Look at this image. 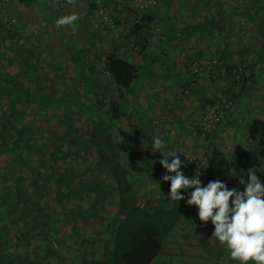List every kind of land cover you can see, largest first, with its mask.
I'll list each match as a JSON object with an SVG mask.
<instances>
[{
	"label": "trees",
	"instance_id": "1",
	"mask_svg": "<svg viewBox=\"0 0 264 264\" xmlns=\"http://www.w3.org/2000/svg\"><path fill=\"white\" fill-rule=\"evenodd\" d=\"M51 1L60 5L71 2L43 0L24 3L29 8L48 11ZM259 1L251 0L247 7L239 6L231 11L234 16H237L238 11L241 12L239 17H243L245 31L248 28L253 32L254 17L264 16V2ZM46 2H49L48 6ZM87 2L90 10L97 11L96 0ZM220 4L221 0L215 10L211 11V16L206 18V24H200L198 29L215 27L220 35L225 31L226 23L232 21H225L228 18ZM248 17L251 20H247ZM10 18L3 25L8 28L0 30V44L10 38V48L16 51L14 58L0 53V264H64L56 244L62 245L63 237L66 236L62 232V222L69 223V220L76 222L71 225V229L76 232L77 239L68 245L78 258L75 264H152L164 249L162 240L165 235L170 233L181 216L185 214L189 218L190 210L187 207L184 209L180 201L175 202L169 198L160 201L155 198V204L148 209L138 204L142 196L133 189V184L137 181L143 183L142 178L147 172H153L162 155L149 140L145 147V159V154L141 155L140 151L133 152L129 145L116 142L114 131L107 132L115 126L114 119L128 114V109L126 112L123 110L134 99L133 86L140 84V65L127 56L109 53L104 59L106 81L98 83L93 77L91 61L79 52H72L71 59L78 68L77 81L83 89V97L78 96L82 102L76 97L70 99L66 93L57 97L61 89L45 85L48 76L45 72L47 67L43 68L45 58L40 60V53L34 51L32 36L37 31L25 32L21 24H16L20 22H12ZM153 18L148 13L142 15L129 32V36L134 37L141 46V55L148 46L146 30ZM257 34L260 39L240 45L237 52L240 64H232L226 51L217 58L218 64L212 71V77L214 75L217 80L225 81L229 90L232 86L238 88L236 93L226 94L233 101V108L227 114L224 112L226 117L221 127L225 126L239 100L244 96L249 97V93L254 90L253 86L264 76L263 23ZM195 52L194 59L197 62L213 60V57L201 51ZM245 54H253L254 59L246 62L242 59ZM6 59L9 65L16 66L12 72L4 64ZM188 63L186 68L190 73L195 62L189 58ZM239 67L242 74L235 81L232 71ZM190 82L185 80L177 83L182 86V95H185L184 90ZM113 90L119 100L111 96ZM206 98L202 95L200 100L199 108L203 111L215 105V98ZM103 110H107L108 115ZM77 115L91 118L90 131L85 141L81 139L83 135L77 128L74 129L73 117ZM102 117L108 118L106 123ZM81 162L85 165L81 166ZM247 171L246 164L240 163L235 168L232 180L225 183L226 186L243 191L239 178L243 176L247 180ZM101 173H108L109 180H112L110 184L104 181V188H99L94 181ZM255 174L264 184V174ZM115 197L116 201L113 200ZM75 198L77 203L72 201ZM53 201L63 205L59 215L51 211ZM70 204L73 208L66 212ZM159 204L161 207L157 206ZM100 212L104 217L103 221L98 222L99 228L94 227L88 237L80 233L77 219L81 218L90 225L97 220ZM110 221L117 228L116 245L112 246L114 249L108 260L97 262L95 258L98 251L93 248L85 250L84 243L95 245V241L109 231ZM202 241L206 244V239ZM211 248V255L214 250L216 253L220 251L216 254L217 261H220L226 252L225 245L216 240Z\"/></svg>",
	"mask_w": 264,
	"mask_h": 264
},
{
	"label": "rangeland",
	"instance_id": "2",
	"mask_svg": "<svg viewBox=\"0 0 264 264\" xmlns=\"http://www.w3.org/2000/svg\"><path fill=\"white\" fill-rule=\"evenodd\" d=\"M162 1L163 0H161L156 7V11L153 10L154 8L151 9L157 16L151 22V24H149V26L147 25L148 28L146 30V35L148 46H146L147 48L144 51L146 54L143 53L142 55L139 53L141 46L136 43L134 37L129 36V32L131 30V27L140 19V17L144 14L147 15L149 11H147L146 13H140L135 9H131L130 7L124 5L122 1L118 0L107 1V7L109 8L108 11L110 17L115 21V27L113 29H107L102 26V21L97 11L89 9V3L87 2V0H71L68 5H60L55 1H51L50 4L49 2H46L45 5L49 4V6L47 5L49 7L48 11H44L42 10V8H29L24 3L25 1L16 5L14 4V6H12L10 10L5 12L4 15L0 17V26H2L0 27V30L8 28L7 26L3 25L7 23L9 17H11L10 19L12 21L14 20L20 22L16 24H21L20 26H23V30L25 32L31 33L37 31L36 35L32 36V40L35 45L34 51L36 53H40V60L43 57L45 58L43 68L47 67V70L45 72L48 73V76L45 80V85L49 88L56 87V89H61L60 92L57 93V97H60L63 93H66L70 99L74 97L79 99L78 96H80L81 98L83 97V89L80 88L77 81L78 68L76 67L75 61H72L70 56L72 52H79L80 54L84 55L87 60L91 61L90 65L92 66L93 77L98 83L100 81H102V83H105L106 81L105 77L107 75L104 73V59L107 54L116 52L117 54L127 56L131 60L138 63V65H140L139 70L141 72L138 81V83L140 84H135L133 86L135 94L133 93L132 95H134V99L130 100L127 104V107L123 110V112H126V110L128 109V114L114 119L113 122L115 126L113 127V129H108L107 132H111V130L112 132L114 131L113 133L116 142L121 143V145L125 146L129 145L133 148V152L140 151L142 155L145 154V146L148 144L149 140L153 143L154 139H159L156 134L158 128L154 125L155 120L162 116H166L170 117L172 120H176L178 123H186L181 119L187 117L188 123H191L189 124L190 129H195L197 125L195 124L196 120L199 121V125L201 127V118L203 114L207 113L208 110L203 111L199 108L200 104L198 99L202 97V95L215 98L216 105L221 101V97H228V95L226 94H230L238 90V88L236 89L235 86H232L233 88L230 87L231 89L229 90V87H227L225 81L217 80L214 75L212 77V72L208 75L196 77L191 76V72L189 73V71L187 70L188 67L186 68V64L188 63L189 58H191V60L193 59L194 62H197L194 59L196 53L195 51L200 50L201 52H204V50L206 51L208 50V48L212 49L211 51H209L210 55H208L210 57H213L212 59H219L221 57V53L227 51L229 58L231 57L229 59L230 62H233L232 64L241 63V61L238 62L239 56L237 55V52L240 50V45L236 41L232 44H226L222 38V34L225 33V31L220 35V32L217 31V28L215 27L202 28V30L198 29L202 24H206V18L211 16V11H214L216 6H218L219 0H174L171 8L165 9L169 11V19H171L176 28L174 35L179 36L180 40L178 41V43H174L175 48L173 49H171L172 47L170 48L166 44H162L163 42H149V39H156L155 41H157L160 37L164 36V34H167V29L166 27H164L166 19L163 20V17H161L159 14L163 10L160 9V6L163 5H161V3H163ZM225 1H227L228 4L230 2H233L234 5L232 8H235L237 6L236 4L238 3V0ZM250 1L251 0H244V2H241L239 0V6L247 7L251 3ZM259 2H264V0H260ZM224 6L226 5L224 4ZM71 14H75L77 16V19L72 24L57 27V18L68 16ZM47 16H49V18ZM254 19V31L250 32L248 28L245 31L244 41H246V43L254 42L258 38L260 39V36L257 37L256 34L261 27V23L264 24V16L261 18L256 16L254 17ZM247 20L251 19L248 17ZM232 23V30L227 29L226 33L230 31L233 32L234 35L241 36L242 31L239 28V25H242L243 23L245 24L243 17H233ZM250 23L253 24L252 22ZM178 28H180L181 30L178 31ZM191 32H193L194 35L188 36ZM193 37H196L198 39V42H194ZM184 40H188L189 42H185ZM10 42V38H7L6 40H4V43L2 45L0 44V53L7 54L9 57L14 58L16 57V51L10 48ZM181 42L182 48L179 47V43ZM31 46L33 49L32 44ZM155 50L156 52H154ZM147 57H149V60L152 58V60L147 62L145 60ZM244 57L245 58L242 59H245L246 62L254 59L253 54H245ZM45 61H47L48 63V65L46 64V66ZM171 63H173V70H166V68L169 67ZM219 63L221 64V60ZM4 64L7 69L11 70V72L16 67L15 64L14 66L11 64L9 65V61H7V59L5 60ZM145 64L147 65L145 66ZM177 64L179 65V67H177ZM155 68H157L158 74L161 73L165 74L166 76V79L163 80L160 77H157V79L160 78L158 80H156L155 78L153 79L159 82L161 86L160 89L168 86L171 92L174 91V93H176V90H180L181 88L180 86L176 85L177 81H179L180 79H183V81H191L190 85L184 90L185 95H182L183 98L181 99V101L173 100L172 98H170L171 92L168 91V88L167 91L160 90L157 93L158 98L155 97V93L145 92V71H152V73H154ZM177 69L181 71V74L176 73ZM75 83H77V85H74ZM256 86H261L260 88H264V76H261V80H258V84L254 85L253 88H256ZM157 88L159 87L157 86ZM181 92H183V89ZM254 94L258 96L257 99L261 98V92L259 91L249 93V96L251 97L248 100L252 105V113L247 116L252 118V120L255 114L254 110L257 111L256 108L259 109V107L261 106V103H258L257 105L255 104V106L257 107H254ZM112 95L114 97L113 99L119 100L117 93L114 90L113 93H111V96ZM126 97H128V95ZM79 101L81 100L79 99ZM119 102L121 104L125 103L121 101ZM240 103L241 102L239 101L236 107L239 111H242L243 107L239 106ZM212 107L213 106H211L210 108ZM232 108L233 104L230 108L225 109V113L227 114L228 111L230 112ZM262 110L263 109L260 108V110H258L257 112ZM158 111L161 112L159 113ZM104 113L108 115L107 110ZM145 115L149 116V118H147L149 121L152 120L150 124L147 123L148 120L145 119ZM102 119L105 120V123L108 120V118L106 117H102ZM90 120L91 118L86 115H77L76 117H73L74 129L77 128V131H79L80 134L83 135L81 136V139L83 141L86 140V134L90 131ZM152 124L155 127H152ZM220 127L221 125H216L215 128L209 130L210 132L207 133L206 137H203L202 133H200V137L196 139H194L190 134L187 135L185 131L180 129L177 139L173 140V143H175L174 146L172 145L173 147L171 146V148H168L166 146L163 150L168 153L169 151H175L173 149L179 146L178 156L185 165L181 168V171L185 176L191 178L197 172V170H199L201 183L202 185H206V179L211 180L209 178V173L207 172L210 164H212L216 160L227 161V159H235L236 155H227L226 144L228 143L229 138L224 142L215 140L206 144L209 138L208 136ZM146 131L149 132V136L145 133ZM230 138H233L232 135ZM161 141V152H163L162 148L165 142L163 140ZM205 147L208 149V152L206 153ZM153 150L155 151V149ZM154 156H156V154H154ZM195 156H198L200 158L196 159V167L195 170H193L188 162L190 157ZM146 157L147 156L145 154V159ZM160 160H157L156 165L154 166L156 168L153 169V172H147V175L142 178V182L144 181L143 183H139L137 181L133 184V189L142 196L141 200L138 201V204H141L147 209L150 208L151 205L155 204V201L157 199L156 197L157 195H159V193L163 194L170 191L169 182H163L162 180V177L166 174V170L159 163ZM226 161L223 164V168L216 171L219 173L222 179H225L226 175L230 174L229 163H226ZM80 165L83 166L85 165V163L81 162ZM216 172H214L213 176L214 181L216 179H219L218 175L215 176ZM97 177L98 178H94V181L99 188H104V181H107V183L109 184L112 183V180H109L108 173H101ZM75 186L76 188H80L79 185ZM188 193L189 190L186 194L187 197L189 196ZM153 195L156 196L154 198H148V196ZM114 199L115 201L117 200L116 197L113 198V200ZM186 200L187 198L182 200L181 203H183L184 205H181L184 206V209L185 207H187L190 210V213L192 215H195L193 217L197 219L194 220V222L196 223V225L198 224L200 228L198 230L189 229L188 233L187 231H185L184 233H187L188 235L191 234L192 237L189 239H184L183 235H181V229H177L174 227L175 229H172L166 236L168 239L165 246V251L160 257L156 258L154 264H177L176 262L180 260L181 257H183V253L181 254V252L184 248L182 246H185L188 248V250H191L192 248L188 244L189 242H192V244L196 247L195 244L197 243V241L195 239L198 240V238H196L195 236L196 233L201 237V239L204 238L206 239V241L210 240V236L205 230V227L209 228V226H211L210 220L208 221V223L201 222L197 215L198 209L196 208V206L187 205ZM72 201L73 203H77L76 198L72 199ZM160 205L161 204L157 206L161 207ZM62 208L63 205H58L57 202L53 201L51 211L54 214L59 215ZM72 208L73 207L70 204L69 206H67L66 212L70 211V209ZM106 208L111 209L110 207H105V209ZM141 216L142 214H140V217ZM103 217L104 214L100 212L97 220L91 222L90 225L83 219L78 218L77 221L79 220V222L76 225L81 230L80 233H83L88 237V235L92 234V230L94 227L96 229L99 228L98 222L103 221ZM71 221L69 220V223L66 221L62 222V232L66 234V236L63 237L64 240L62 241V245H60V243L56 244V249H58L62 257L64 258V264H75V262L78 260V258L74 256V252L68 248V245H71L72 241L77 239V237L75 236L76 232L71 229V225H74L76 222ZM112 221L114 222V220ZM112 221H110V224L108 226L109 231L107 229L108 232L105 234V236L98 238L95 241V245L92 246L91 243H84L85 250L89 251V249L93 248L94 251H98L95 258V261L97 262L108 260L110 258L111 251H113L114 249H112V246L114 245L115 247L116 245L115 241H117V228H115V226L112 224ZM125 233H127L126 229ZM116 250H118V248ZM121 251L122 250H120V252ZM187 261L186 263H188Z\"/></svg>",
	"mask_w": 264,
	"mask_h": 264
},
{
	"label": "crops",
	"instance_id": "3",
	"mask_svg": "<svg viewBox=\"0 0 264 264\" xmlns=\"http://www.w3.org/2000/svg\"><path fill=\"white\" fill-rule=\"evenodd\" d=\"M240 1L244 2V0H240ZM162 2L163 3H161V5L162 4L163 5L160 6L161 7L160 9H163V10L159 14H160L161 17H163L162 18L163 20L166 19L165 23H164L165 24L164 27H166V29H167V34L166 35L164 34V36L160 37L159 40H157V41H155L156 39H154V40H150L149 39V42L150 41L152 43H162L163 42L162 44H166L170 48L172 47L171 49H173V48H175L174 45L176 43H178V41H180V40H179V36L174 35L175 26H174L173 22L171 21V19H169L170 18L169 17V11L165 10L166 8L167 9L171 8V5L173 4V2H171V0H163ZM224 4L226 6H224ZM220 5H221V9L224 11V14H226V16L228 18L225 21L229 22V19H231V21H232L233 17H238L239 18V14H241L240 11H238L237 16L231 15V11L234 10L232 8L233 5H234L233 2H230L228 4L227 1L221 0V4ZM236 5H235L236 8L239 7V5H240L239 0H238V3ZM155 9L156 8H154L153 10L156 11ZM153 10L149 11L148 14L153 16L154 17L153 20H154L157 15H155L153 13L154 12ZM232 24L233 23L229 22L228 24L226 23V25L224 26L225 27V33L222 34L223 35L222 38L225 41V43L226 44H232L235 41L239 45H242V43H246V41H244L245 40L244 39V34H245L244 25L245 24L243 23L242 25H239V28L242 26V30H241L242 31V35L241 36L234 35L233 32H230V31L226 33L227 29H231L232 30V26H233ZM193 40H194V42H198V39L196 37H193ZM184 41L185 42H189L188 40H184ZM181 45H182V42L179 43V47L180 48H182ZM211 50L212 49L208 48V50H206V51L204 50L203 54L204 55H210L209 51H211ZM197 51H200V50H197ZM154 52H156V50ZM224 53H225V51H224ZM145 60L148 62V61H151L152 58L149 60V57H147ZM146 65L147 64H145V66ZM172 67H173V63H171L169 65V67L166 68V70L171 71V70H173ZM177 67H179L178 64H177ZM154 71H155L154 73H152V71H150V72L145 71V92L155 93V97L158 98V94L157 93L160 90L167 91V88H168V91L171 92V90H169L168 86L167 87H163L162 89H160L161 86H160L159 82H157L156 80H158L160 78L162 80L166 79V76H165V74H161V73L158 74L157 73V68H155ZM168 71H166V72H168ZM176 73L177 74H181V71L177 69ZM157 77H160V78L157 79ZM154 78L156 80H153ZM179 81L182 82L183 79H180ZM179 81H177V83ZM157 86L159 88H157ZM178 86L181 87L180 90H178L177 87H176V89H177L176 93H174V91H172L170 98H172L173 100L181 101V99L183 98L182 94H181L182 93L181 92L182 91V86L181 85H178ZM260 87L261 86H259V87L256 86V88H254V90L252 92L253 93L254 92H258V91L261 92V94H260L261 98H259V99H257L258 96H256L254 94V107L255 108L257 107V106H255V104L257 105L258 103H261V106L259 107V109L258 108H256V109H257V111L260 110V108L263 109V110L259 111V112L254 110L255 114H254L253 120H252V118L247 116V115H250V113H252V110H251L252 109V105H251L250 101L248 100V99H250L251 96H249V97L244 96V97H242V99L239 100L241 102L239 106L243 107V110L239 111L237 109V107L235 106V109L233 110V114L228 117L225 126L220 127L219 129H217L216 131L212 132L208 136L209 138H208L206 144L208 142L210 143V142H213L215 140L216 141L219 140V141L224 142L225 140L227 141V139L229 138L230 140L228 139V143L226 144L227 155H235L236 154L235 155V159H230V160L227 159V161L226 160H221V161L216 160L215 162L212 163L213 165L210 164V167L212 165V167H211L212 169L209 167L207 169V172L209 173V178L212 181H214V178H213L214 172H216L219 169H222L223 168V164H224L225 161H226V163H229L230 174L226 175L225 179H222L218 172L215 173V176H217V175L219 176V179H216V180H220V181H222L224 183L232 180V176H233V173L235 171V168L240 163H245L248 169L249 168H255L256 169V173L264 174V88H260ZM235 93H236V91H235ZM206 99H211V97H207ZM200 100H201V97L198 99L199 104H200ZM257 101H259V102H257ZM179 104H180V102H179ZM158 112L160 113L161 111H158ZM200 116H201V114H200ZM162 117H160L157 120H155V124H154L158 128L157 132H156L157 137L160 140H163L165 142L162 150L165 149L166 146L168 148H171L172 145L174 146L175 143H173V140L177 139L178 132H180V129L185 131V133L187 135L188 134L192 135L194 139L200 137L199 121L196 120L195 124H197V125H196L195 129H190L189 124H191V123H188V121H187L188 118L187 117L184 118V119L180 118L182 121H185L186 123H184V122L183 123H181V122L178 123L176 120H172L170 117H166V116H162ZM147 118H149V117L147 116ZM147 118H145V119H147ZM151 122H152V120L151 121L148 120L147 123L150 124ZM154 125L152 124V127H155ZM145 133L148 136L150 135L148 131H146ZM231 135L233 137L232 139L230 138ZM167 142H169V143H167ZM177 145H180V144H177ZM158 150H160V152H161V148L158 149ZM173 150L178 152L179 146H177ZM206 152H208L207 148L205 149V153ZM163 154L166 157L168 155V153H166L164 150H163ZM163 154L160 153V155H162L161 158L164 157ZM177 155H178V153H177ZM199 158L200 157H198V156L189 158V162L188 163L190 164V166L192 167L193 170H195V167H196V164H195L196 159H199ZM209 181H210L209 179H206L205 184H207ZM169 192L170 191H168L166 193H163V194L159 193V195H157V197H156L157 201H160V199L168 198ZM187 192H184V190H183L181 192V194L184 195L185 198H188L187 195H186ZM190 193H191V189H189V193L188 194L190 195ZM153 196H156V195H153ZM148 198H150V197L148 196ZM174 201L177 202V200H174ZM230 205H231V201H230ZM193 216H195V215H192L190 213L189 218H187V216L184 214V216H181L177 220V222L174 224L175 228L181 229V233H182L181 235H183L184 239H189V238L192 237L191 234H189V235L187 234L189 229H192V230L197 229L198 230L200 228L199 225L198 224L196 225V223L194 222V220H196L197 218H195ZM210 222H211V220H210ZM175 228H173V229H175ZM205 230L207 231V234L210 236V240L208 239L209 241H206V244H205L202 241L204 238L201 239V237L196 233L195 236H196V238H198V240L195 239L197 241V243L195 244L196 247L192 244V242L188 241L189 242L188 245L192 249L188 250L187 247L182 246L184 248L183 251L181 252V254L183 253V257H181V259L179 258L180 260H178L176 263L177 264H238L237 261H234L230 257L229 250H228V248L226 246H225L226 252H225V254L222 255V259L220 261H217V259H216V254L219 253L220 251L216 253V251L214 250V251H212V255H211V253H210V251L212 250L211 247H212L213 244H215V241H216V239L214 237L212 238V233H213V230H214V226L212 225V223H211V226H209V228L205 227ZM185 231H187V233H184ZM195 232H197V231H195ZM166 236L167 235H165V237L162 240V244L164 245V249L159 254L158 257H160L163 254V252L165 251V249H166L165 246L167 244V239H168ZM154 261L152 262V264H154ZM186 261L188 263H186Z\"/></svg>",
	"mask_w": 264,
	"mask_h": 264
},
{
	"label": "clouds",
	"instance_id": "4",
	"mask_svg": "<svg viewBox=\"0 0 264 264\" xmlns=\"http://www.w3.org/2000/svg\"><path fill=\"white\" fill-rule=\"evenodd\" d=\"M76 19L75 14L62 16L57 18L56 25L72 24ZM153 145L160 149L162 141L154 139ZM177 153L169 151L159 161L166 170L162 180L170 186L168 198L184 200L181 190L191 189L187 205L196 206L201 222L211 220L212 238L228 248L230 257L238 264H264V184L255 174L256 169H248L247 180L239 178L243 191L230 189L220 180L202 185L199 170L191 178L184 175L181 168L185 165Z\"/></svg>",
	"mask_w": 264,
	"mask_h": 264
},
{
	"label": "built area",
	"instance_id": "5",
	"mask_svg": "<svg viewBox=\"0 0 264 264\" xmlns=\"http://www.w3.org/2000/svg\"><path fill=\"white\" fill-rule=\"evenodd\" d=\"M23 1H33L39 2L43 0H23ZM21 0H0V17L4 15L5 12L11 9L14 4L23 2ZM106 0H96L98 5V15L101 19L102 26L107 29H113L115 27V21L108 14V5ZM116 1V0H115ZM122 1L124 5L135 9L140 13H145L153 8H156L161 0H118ZM12 22H15L14 20ZM218 64L216 59L213 60H202L200 62H195L191 67V74L196 76H204L211 73L214 67ZM242 74L241 68L233 69L232 78L235 81L240 79ZM220 97V96H219ZM233 101L229 97H221V101L210 108L207 113L203 114L201 120V133L203 137H206L210 129L215 128L216 125H220L225 120V109L232 106Z\"/></svg>",
	"mask_w": 264,
	"mask_h": 264
}]
</instances>
